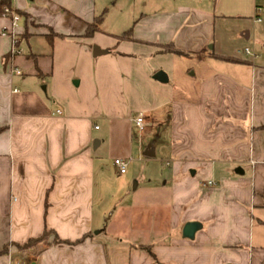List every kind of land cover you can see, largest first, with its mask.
<instances>
[{
    "label": "crops",
    "instance_id": "obj_1",
    "mask_svg": "<svg viewBox=\"0 0 264 264\" xmlns=\"http://www.w3.org/2000/svg\"><path fill=\"white\" fill-rule=\"evenodd\" d=\"M245 1L134 0L133 39L119 41L105 20L86 37L107 11L98 0H14L20 54L0 17V264H154L137 246L158 264H264V0ZM228 19L241 22L218 26ZM168 44L183 54L164 53ZM140 116L146 134H169L173 182L170 212L154 225L128 213L114 221L145 238L136 244L108 237L96 205L115 160L151 147L156 156L138 136ZM189 223L201 225L193 240ZM46 229L90 237L14 246Z\"/></svg>",
    "mask_w": 264,
    "mask_h": 264
},
{
    "label": "rangeland",
    "instance_id": "obj_2",
    "mask_svg": "<svg viewBox=\"0 0 264 264\" xmlns=\"http://www.w3.org/2000/svg\"><path fill=\"white\" fill-rule=\"evenodd\" d=\"M98 1L102 9L107 10L106 13L104 12V30L108 33L122 35V33H126L131 29L134 23L133 16L136 15L132 13V8H135L134 0ZM239 1H243L244 4H247L245 0H233L235 3H239ZM207 4L212 7L215 4V0H207ZM232 6L231 0H224L223 7L231 9ZM141 7L142 6L137 2L138 12L136 19H138L140 15L139 10ZM239 22L241 21H232V19H228V23H219L218 26L224 27V29H228L227 27H229L230 29L231 26H238L240 24ZM230 47L235 49V53H242L244 49V47L238 45V43L235 45L231 44ZM238 55L241 57L243 56V54ZM165 130L162 133L153 131L149 134L142 132L138 135L144 139L145 147L154 144L156 148L155 157L149 158L134 151L131 158L126 161L128 162L127 174L119 173L117 169H115L116 167L108 170L107 179H109V185L105 188L103 200L96 205L97 211L100 213H102V211L104 212L105 229H109L108 234H105L110 235L108 237L117 239L113 235H115L114 233H119L121 240L136 244L143 243L145 238L136 237L135 240L137 239L141 242L134 241L132 236H130L129 229L123 230L124 228H119L116 224L113 226L116 218L120 214L123 215L128 213L127 215H134L133 218L136 219L138 225H144L146 223L154 225L156 219L159 220V217L170 212L173 176L171 165L169 166L171 159V147L169 145L170 137ZM158 135H160V137H158ZM186 239L189 240L188 238ZM50 240H54V238L50 237ZM151 243H156V241H152ZM36 252L37 250H34L31 254H28L32 255L30 259L35 257Z\"/></svg>",
    "mask_w": 264,
    "mask_h": 264
},
{
    "label": "trees",
    "instance_id": "obj_3",
    "mask_svg": "<svg viewBox=\"0 0 264 264\" xmlns=\"http://www.w3.org/2000/svg\"><path fill=\"white\" fill-rule=\"evenodd\" d=\"M8 3L9 2L7 0H0V17L3 14V7L5 5H7ZM105 13L102 14L101 16L97 17L93 24L89 25L88 30L86 32V37L91 38L95 35V33H97L100 30V27L102 26V24L104 23V20H105ZM132 35H133V27L129 31H127L126 33L119 36L118 40L119 41L132 40L133 39ZM160 47L163 48L164 53H171V54H177V55L183 54V52L181 50L177 49L173 44H168V45H164V46H160ZM228 61L236 62L237 60L228 59ZM0 133H1V131H0ZM50 237L54 238L53 241H54V244H56V245L77 246V245L81 244L82 242H84L88 237H90V234L84 235L81 239L77 240L76 242H68V241L60 240V238L58 237V235L55 232H53L52 230L46 229L44 234L42 235V237L37 238V239L31 238L24 245L15 244L14 246L17 248L18 251H20L22 253H26L28 250L37 249L38 247H40L42 245H44L45 247H48ZM136 249L147 252L152 257L153 263L158 264L157 257L153 253L151 246H137ZM8 251H9V247H5L4 250L1 252V254L5 255L8 253Z\"/></svg>",
    "mask_w": 264,
    "mask_h": 264
},
{
    "label": "built area",
    "instance_id": "obj_4",
    "mask_svg": "<svg viewBox=\"0 0 264 264\" xmlns=\"http://www.w3.org/2000/svg\"><path fill=\"white\" fill-rule=\"evenodd\" d=\"M9 3L3 7V14L2 16L4 18H7L10 20L11 25L9 27L4 28L2 35L3 36H8L12 38V49H11V54L13 56L20 54L21 51L17 47V29L19 26V23L21 21V15L19 12L18 7L14 3V0H7ZM263 13V10L261 8H258V14L256 15L255 21L260 22L261 21V15ZM249 50H246V54H249ZM16 74H20L19 71L15 72ZM135 126L138 130L139 133H142L145 129L144 126V118L142 116L136 118L134 120ZM96 129H98L96 127ZM115 167L119 170L121 174H126L127 173V167H128V162L117 159L114 162ZM209 185H214L213 182H209Z\"/></svg>",
    "mask_w": 264,
    "mask_h": 264
},
{
    "label": "water",
    "instance_id": "obj_5",
    "mask_svg": "<svg viewBox=\"0 0 264 264\" xmlns=\"http://www.w3.org/2000/svg\"><path fill=\"white\" fill-rule=\"evenodd\" d=\"M93 53H94V56H100V55H104L106 54L107 52L106 51H102L99 47H94L93 49ZM154 79L160 81V82H163V83H167L168 82V76L166 73L160 71L158 72L155 76H154ZM98 143V142H95V144ZM151 152H146L145 153V156H148V157H153L155 156L154 154V148L151 147L150 148ZM201 229V225L198 224V223H189L185 226L184 228V231H183V235L185 238H188V239H193L196 235V233Z\"/></svg>",
    "mask_w": 264,
    "mask_h": 264
}]
</instances>
